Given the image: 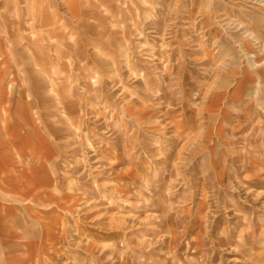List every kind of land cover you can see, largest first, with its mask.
Instances as JSON below:
<instances>
[{
	"label": "rangeland",
	"instance_id": "rangeland-1",
	"mask_svg": "<svg viewBox=\"0 0 264 264\" xmlns=\"http://www.w3.org/2000/svg\"><path fill=\"white\" fill-rule=\"evenodd\" d=\"M0 164V264H264V0H0Z\"/></svg>",
	"mask_w": 264,
	"mask_h": 264
},
{
	"label": "crops",
	"instance_id": "crops-1",
	"mask_svg": "<svg viewBox=\"0 0 264 264\" xmlns=\"http://www.w3.org/2000/svg\"><path fill=\"white\" fill-rule=\"evenodd\" d=\"M5 164H0V249L1 252L3 250L2 241L4 237V229H5V217H6V210H5V204H4V183H5ZM15 228L12 229V231ZM16 230H19V228Z\"/></svg>",
	"mask_w": 264,
	"mask_h": 264
}]
</instances>
